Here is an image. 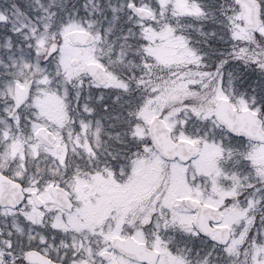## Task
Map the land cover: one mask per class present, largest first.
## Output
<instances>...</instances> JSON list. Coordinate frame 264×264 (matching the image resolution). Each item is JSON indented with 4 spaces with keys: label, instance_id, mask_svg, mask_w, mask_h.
<instances>
[{
    "label": "snow or ice",
    "instance_id": "snow-or-ice-1",
    "mask_svg": "<svg viewBox=\"0 0 264 264\" xmlns=\"http://www.w3.org/2000/svg\"><path fill=\"white\" fill-rule=\"evenodd\" d=\"M0 264H264V0H0Z\"/></svg>",
    "mask_w": 264,
    "mask_h": 264
}]
</instances>
